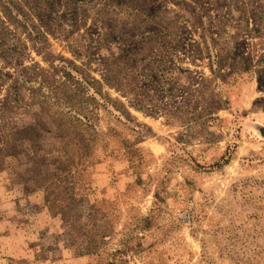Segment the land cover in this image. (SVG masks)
I'll return each mask as SVG.
<instances>
[{"label": "rangeland", "instance_id": "obj_1", "mask_svg": "<svg viewBox=\"0 0 264 264\" xmlns=\"http://www.w3.org/2000/svg\"><path fill=\"white\" fill-rule=\"evenodd\" d=\"M0 0V264H264V0Z\"/></svg>", "mask_w": 264, "mask_h": 264}, {"label": "trees", "instance_id": "obj_2", "mask_svg": "<svg viewBox=\"0 0 264 264\" xmlns=\"http://www.w3.org/2000/svg\"><path fill=\"white\" fill-rule=\"evenodd\" d=\"M79 1H81V0H76L74 3H77V2H79Z\"/></svg>", "mask_w": 264, "mask_h": 264}]
</instances>
